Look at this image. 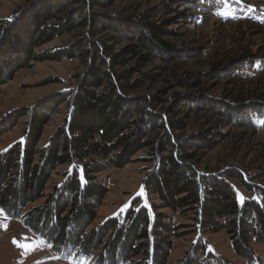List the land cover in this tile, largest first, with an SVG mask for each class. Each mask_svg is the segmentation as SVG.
<instances>
[{
  "label": "trees",
  "instance_id": "1",
  "mask_svg": "<svg viewBox=\"0 0 264 264\" xmlns=\"http://www.w3.org/2000/svg\"><path fill=\"white\" fill-rule=\"evenodd\" d=\"M198 1L202 8L207 3ZM96 6L106 7L107 3L36 0L33 5L18 7L9 18H0V88L32 62L89 59L79 87L52 94L37 106L10 112L0 122L1 138L28 117L23 138L0 152V209L13 219H22L55 253L93 260L94 264H168L180 236L179 226L173 216L161 212L164 209L191 212V227L198 234L177 264H230L211 249L205 237L222 231L238 257L249 263L261 261L253 245L264 246V188L244 182L233 168L201 173L193 161L201 151L199 143L209 142L179 134L184 124L168 116V111L156 112L150 107L155 98L131 97L124 74L113 71L124 63L121 56L93 37L113 32L119 41L131 42L126 54L145 53L140 56L142 61L157 57L174 62L188 53L180 54V49L165 40L166 32L150 20L153 14L132 20L95 12ZM78 27H89V31L66 47L40 52ZM217 69L211 73L217 75ZM146 79L155 76L148 74ZM65 104L64 123L40 148L46 126ZM204 104L213 113L221 107V114L232 122L239 114L259 107L253 101L224 105L204 100ZM144 150L152 163L143 182L146 201L135 198L124 212L90 228L109 192L98 176L126 167ZM63 165L70 166L64 180L46 195L53 174ZM234 180L252 197L241 195ZM43 198V204L27 210Z\"/></svg>",
  "mask_w": 264,
  "mask_h": 264
},
{
  "label": "rangeland",
  "instance_id": "2",
  "mask_svg": "<svg viewBox=\"0 0 264 264\" xmlns=\"http://www.w3.org/2000/svg\"><path fill=\"white\" fill-rule=\"evenodd\" d=\"M35 1L0 0V18H9L18 7L33 5ZM93 1L107 3L106 7L96 6L95 12L114 17L137 20L148 13L153 14L150 20L166 32L165 40L180 49V54L188 53L186 58L180 57L174 62L157 57L142 61L140 56L145 53L126 54L131 42L119 41L113 37V32L94 36L93 40L104 43L124 61L113 71L124 74V82L131 86L128 94L131 97L155 98L156 102L153 101L154 105L150 107L156 112L168 111V116L184 124L179 134L209 142L207 145L199 143L201 151L193 161L201 173L233 168L238 170L244 182L264 188V0H207L203 8L198 7V0ZM88 31L89 27H78L71 35L40 48V52L66 47L75 42L76 36ZM86 59L36 61L29 68L19 71L12 81L0 88V122L10 112L37 106L52 94L79 87L81 76L88 70ZM252 59L254 63L251 64ZM216 66L217 75L211 73ZM148 74L155 76V79H146ZM179 80L183 82L182 85L178 83ZM204 100L224 105L253 101L259 102V107L256 111L239 114L236 122H232L221 114V107L214 109L218 113L210 112V106L205 105ZM67 114L68 105L65 104L46 126L39 142L40 148L49 143ZM27 120L28 117L20 119L15 128L0 138V152L23 138ZM149 161L150 154L144 150L126 167L98 176L109 192L90 228L124 212L135 198L146 201L143 182L152 168ZM69 169V165L57 168L46 187V195L64 180L65 172ZM232 182L241 195L252 197L245 192L240 181ZM45 199L29 205L27 210L43 204ZM152 202L161 204L153 199ZM240 202L243 203L244 198ZM161 212L173 216L175 226H179L176 231L180 237L175 240L168 261V264H177L197 240L198 234L191 227L192 213H172L169 209ZM205 237L211 249L230 264H264L263 245H253L261 261L249 263L233 252L226 232L210 233ZM21 244L28 247L18 246ZM93 262L55 253L46 241L24 225L22 219H13L0 211V264Z\"/></svg>",
  "mask_w": 264,
  "mask_h": 264
},
{
  "label": "snow or ice",
  "instance_id": "3",
  "mask_svg": "<svg viewBox=\"0 0 264 264\" xmlns=\"http://www.w3.org/2000/svg\"><path fill=\"white\" fill-rule=\"evenodd\" d=\"M217 14L220 15L221 13H217ZM240 199L243 200V197L241 196ZM0 211H2V210H0ZM18 246H20L22 248H27L28 247V245H26V244H21V245H18Z\"/></svg>",
  "mask_w": 264,
  "mask_h": 264
}]
</instances>
